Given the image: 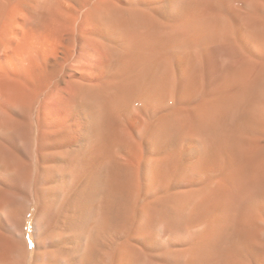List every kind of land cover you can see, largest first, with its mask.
<instances>
[{
	"label": "bare ground",
	"instance_id": "bare-ground-1",
	"mask_svg": "<svg viewBox=\"0 0 264 264\" xmlns=\"http://www.w3.org/2000/svg\"><path fill=\"white\" fill-rule=\"evenodd\" d=\"M0 264H264V0H0Z\"/></svg>",
	"mask_w": 264,
	"mask_h": 264
}]
</instances>
